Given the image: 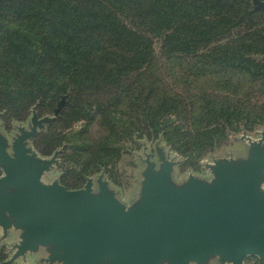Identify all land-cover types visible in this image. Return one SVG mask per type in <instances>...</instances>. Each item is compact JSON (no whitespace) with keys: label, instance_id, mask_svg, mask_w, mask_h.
Instances as JSON below:
<instances>
[{"label":"trees","instance_id":"1","mask_svg":"<svg viewBox=\"0 0 264 264\" xmlns=\"http://www.w3.org/2000/svg\"><path fill=\"white\" fill-rule=\"evenodd\" d=\"M250 1L0 0V111L23 121L33 107L43 114L65 99L58 132L39 150L50 154L65 143V160L81 167L82 177L117 161L133 132L162 137L178 154L199 159L244 118L264 121V107L244 112L213 96L187 101L150 68L158 58L179 57L194 60L198 78L212 68L264 76L253 59L264 56V11ZM80 120L98 124L102 135L65 133Z\"/></svg>","mask_w":264,"mask_h":264},{"label":"water","instance_id":"2","mask_svg":"<svg viewBox=\"0 0 264 264\" xmlns=\"http://www.w3.org/2000/svg\"><path fill=\"white\" fill-rule=\"evenodd\" d=\"M255 10L264 2L252 0ZM64 104L62 99L53 115ZM1 118V113H0ZM54 118L33 113L28 130L20 129L9 144L0 136V228L21 230L13 264L27 253L52 247L44 262L59 264H198L219 257L242 264L246 256L264 259V144L248 140V160L209 166L210 185L189 177L183 187L171 182L173 163L159 149V172L147 155L141 199L123 206L106 181L87 179L79 190L41 179L57 161L43 160L27 147L39 129ZM9 150L11 152H9Z\"/></svg>","mask_w":264,"mask_h":264},{"label":"rangeland","instance_id":"3","mask_svg":"<svg viewBox=\"0 0 264 264\" xmlns=\"http://www.w3.org/2000/svg\"><path fill=\"white\" fill-rule=\"evenodd\" d=\"M250 4L255 9L256 5L252 0ZM158 48L159 44L157 42L155 44L156 52H158ZM253 59L264 67V56H256ZM193 63L194 60L191 58H158L152 68H150V72L153 73V77L158 78L161 85L163 83L164 86L168 87L170 92L180 94L187 101L192 96H200V98L213 96L218 99V102L224 100V98H229L237 109L244 112L252 111L253 106L264 107V76H259V79L252 80L249 77L234 74V72L216 75L214 74L215 70L212 68L204 71L202 76L198 78L200 75L197 76L193 72ZM222 81L224 83L221 84ZM186 103L188 104V102ZM0 113V136L7 139L9 144L20 134V129H29L33 113L38 118H54L53 121L45 124L42 129H39L36 137L27 141L26 144L35 153L37 158L43 160L49 159L57 153V161L42 176L41 181L44 184H51L53 181H58L68 190H79L84 187L87 179L91 178L93 181V192L97 193V180L102 178L103 181H106L107 188L113 194L114 198L126 208L135 206L141 199V188L145 181L143 173L147 167L145 163L147 155H151L150 160L154 163L153 170L159 172L161 161L157 153L159 149L163 150L166 159L173 163L171 182L175 187H183L189 177L210 185L214 182V176L209 166H215L217 163L226 161H234L236 164L247 161L251 148L248 140L256 143L264 135V121L252 124L247 123L246 118H244L236 125V130L226 131V139L221 142L220 146L199 159H189L173 150L162 137L147 138L142 137L139 132H133L130 141L125 140L120 143L121 156L117 161L108 166L100 167L99 170L90 176L82 177L79 175L81 167L70 164L65 160L66 156L64 153L68 155L65 143L61 147L53 150L50 154H43L39 150V148L47 144L51 132H58L53 130V128L59 115L54 117L53 111H46L40 114L36 110V107H33L23 121H16L8 119L4 111H0ZM129 114H131L130 120L134 124L135 112L130 111ZM101 131L98 124L94 122L87 124L86 120H80L72 123L71 128L65 133H81L82 137L87 140H94L102 135ZM9 152L11 151L9 150ZM2 175L3 171L0 168V177ZM262 188L264 190V184ZM21 233V230L11 228L8 234L4 235L0 228V263L8 260L12 256L15 251L14 246L20 242ZM51 253V246L40 248L37 253H27L24 257L17 259L13 264H59L58 262H44V259ZM161 264L168 263L163 262ZM190 264L198 263L192 262ZM204 264L231 263L220 262L217 256L210 258ZM242 264H264V259L256 256H246L242 260Z\"/></svg>","mask_w":264,"mask_h":264}]
</instances>
